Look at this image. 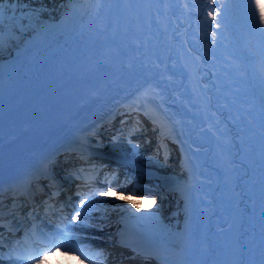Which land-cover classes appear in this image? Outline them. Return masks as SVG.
Segmentation results:
<instances>
[{"label":"bare ground","instance_id":"6f19581e","mask_svg":"<svg viewBox=\"0 0 264 264\" xmlns=\"http://www.w3.org/2000/svg\"><path fill=\"white\" fill-rule=\"evenodd\" d=\"M221 4L229 10L217 28L208 12L223 15ZM0 5L7 17L21 9L26 19L17 20L23 25L35 12L37 25L43 22L49 29L64 24L70 30L68 37L47 46L39 59L33 58L19 72L10 70L8 77L15 73L12 82L0 85L1 124L90 47L105 29L110 0H0ZM233 9L232 0H143L122 48L111 53L101 73L75 90L70 114L83 111L89 117L109 109L117 97L134 94L137 99L156 98L169 107L182 134L181 152L173 138L165 141L171 149L170 153L166 148L165 154L157 149L146 152L141 139L123 142L135 159L177 176V191L164 186L157 193L122 188L125 195L136 193L156 203L138 200L134 206L116 194L105 197V205H96L98 210L81 229L93 224L110 227L117 215L136 208L139 217H145L146 230L165 238L166 251L161 253L175 264L264 260V82L254 56L242 54V47L252 46L246 37L237 42L235 33L242 30L234 23L238 15ZM24 30L2 24L0 60L12 44L20 45ZM213 32L219 34L214 43ZM37 132V126L21 124L19 135ZM169 153L176 157H168ZM74 168L72 164L67 172ZM62 174L57 172L58 179H64ZM202 222L200 237L209 254L189 256L185 246Z\"/></svg>","mask_w":264,"mask_h":264},{"label":"snow or ice","instance_id":"6c2138e0","mask_svg":"<svg viewBox=\"0 0 264 264\" xmlns=\"http://www.w3.org/2000/svg\"><path fill=\"white\" fill-rule=\"evenodd\" d=\"M215 3V0H213ZM233 4H238L240 6V10L246 15L251 27L254 31L264 38V0H232ZM218 7L225 9L223 15L220 12H216L213 14L212 11L208 12V15L212 17V20L215 22L217 28L221 27V22L223 16L228 14V5L221 4ZM6 10L3 7H0V20H2ZM33 16L38 17V13L33 12ZM220 16L221 20H218L217 17ZM23 27V25H21ZM0 31H2V24H0ZM213 43L216 40V37L219 35L217 32H213ZM4 41L2 36H0V48H3ZM112 191H116V198L122 200H129V202L135 203L139 200L144 203L155 204L156 201L145 200L143 197L138 196L136 193H131L129 195H125L123 190L116 188L114 185L109 184L106 189H101L96 192H92L91 194H79L80 199L78 203L71 204L72 212L68 216H62L60 223L56 225V230L52 231L50 234H45L42 229L37 225H33L31 230V235L28 233L25 234V244H28L29 241L35 242L39 240L41 243H45L47 245L46 248L41 249L36 253V255H32L31 249L27 254L21 255L17 248L20 245V242L17 241V247H10L8 255L6 259L9 261V264H20L21 261L29 262L34 261V264H41V260L46 255H50L53 250H62L65 254L79 253L83 256V253L80 252L79 249L73 248V241L79 240V237L75 235L74 229L82 227L85 223L91 219L90 214L98 209L95 207L96 205H105L104 200H97V197H108L109 193ZM130 211V209L128 210ZM3 213L0 212V216ZM29 216L32 217V213H29ZM155 214H151L148 219H152ZM34 218V217H33ZM138 219H145V217H138ZM3 246L2 234H0V247ZM124 246V245H122ZM135 255H140L139 252H136L133 249ZM0 264H4L3 258H0ZM261 264H264V260L261 261Z\"/></svg>","mask_w":264,"mask_h":264},{"label":"rangeland","instance_id":"374dc122","mask_svg":"<svg viewBox=\"0 0 264 264\" xmlns=\"http://www.w3.org/2000/svg\"><path fill=\"white\" fill-rule=\"evenodd\" d=\"M22 1H25V0H22ZM233 5H234L233 11L237 12V15H239L238 20L234 21V23L236 24L237 27H240L242 30V32H240V33L239 32L235 33V37L237 39V42L246 37L245 40H246V42H248L252 46V49L251 48L248 49L247 47L246 48L242 47V49H241V50H243L242 54H244V55H251L252 54L254 56V64L257 68L259 78L264 82V72L261 68L262 67L261 64L263 63V60H264V49L263 50L261 49L264 46V38L260 37L257 41L253 42L251 33H252V31H254V29L251 27L246 15L240 10V6L238 4H233ZM56 14L59 15V10H56ZM30 18H31L30 23L36 24V22H37L36 16H32ZM41 23H43V22H41ZM3 25H5V27L15 26V25H11V24H3ZM42 25L44 26V24H42ZM237 27H235V28L238 29ZM62 30H63V28H56L54 30V33L61 34ZM19 32H21V30H19ZM20 43H22V41ZM12 45H11V47H9L10 48L9 51L3 57H8L12 54L13 49L15 47ZM225 46H227V44H225ZM24 65H26V63ZM232 66H236V64L233 63ZM242 66H244V65H242ZM244 77L245 76H243V78ZM185 86L188 87L187 84Z\"/></svg>","mask_w":264,"mask_h":264}]
</instances>
